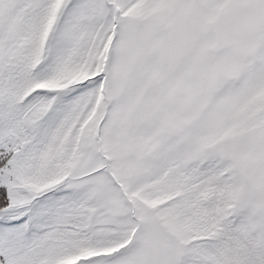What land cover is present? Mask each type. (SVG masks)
Instances as JSON below:
<instances>
[{"label":"snow or ice","instance_id":"snow-or-ice-1","mask_svg":"<svg viewBox=\"0 0 264 264\" xmlns=\"http://www.w3.org/2000/svg\"><path fill=\"white\" fill-rule=\"evenodd\" d=\"M0 264H264V0H0Z\"/></svg>","mask_w":264,"mask_h":264}]
</instances>
